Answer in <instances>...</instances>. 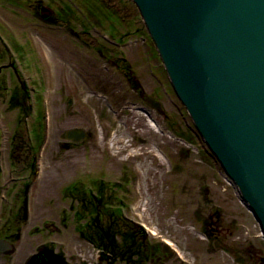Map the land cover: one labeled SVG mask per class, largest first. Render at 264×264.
<instances>
[{
  "label": "rangeland",
  "instance_id": "1",
  "mask_svg": "<svg viewBox=\"0 0 264 264\" xmlns=\"http://www.w3.org/2000/svg\"><path fill=\"white\" fill-rule=\"evenodd\" d=\"M104 4L0 0V240L12 243L0 264L43 248L65 264H125L78 234L91 235L95 210L78 200L92 192L145 235L142 264H264L260 228L170 91L137 8Z\"/></svg>",
  "mask_w": 264,
  "mask_h": 264
},
{
  "label": "water",
  "instance_id": "2",
  "mask_svg": "<svg viewBox=\"0 0 264 264\" xmlns=\"http://www.w3.org/2000/svg\"><path fill=\"white\" fill-rule=\"evenodd\" d=\"M132 1L170 91L240 191L264 240V0ZM84 135L71 131L67 138Z\"/></svg>",
  "mask_w": 264,
  "mask_h": 264
},
{
  "label": "trees",
  "instance_id": "3",
  "mask_svg": "<svg viewBox=\"0 0 264 264\" xmlns=\"http://www.w3.org/2000/svg\"><path fill=\"white\" fill-rule=\"evenodd\" d=\"M101 2L98 0L97 3L100 4ZM106 213V216L104 215V225L98 221L99 216L96 214V218L92 220L94 222L93 234L87 237L84 232H81V236L96 245L103 256L102 259H106V261L116 259V257L129 261L134 256L139 261H145L144 257L140 255V248H136L133 243L135 239H138L140 247H142L144 237L142 235L137 236V232L133 234L135 230L132 231V228L127 223L121 222L120 218H116L114 213L111 215L108 210H106ZM118 239L120 240L119 244Z\"/></svg>",
  "mask_w": 264,
  "mask_h": 264
},
{
  "label": "bare ground",
  "instance_id": "4",
  "mask_svg": "<svg viewBox=\"0 0 264 264\" xmlns=\"http://www.w3.org/2000/svg\"><path fill=\"white\" fill-rule=\"evenodd\" d=\"M92 1H95V2H98V0H92ZM99 1H102L100 4L101 5H99V6H102L103 7V15H104V0H99ZM131 2H132V4L136 7V5L133 3V1L132 0H130ZM107 6V5H106ZM137 8V7H136ZM137 10H138V8H137ZM138 12H139V10H138ZM66 13H67V11H66ZM114 13V12H113ZM139 14H140V12H139ZM140 17H141V20H142V16H141V14H140ZM45 20L50 24V25H52V20H53V17L51 16V15H48V16H45ZM142 22H143V20H142ZM143 25H144V23H143ZM144 27H145V25H144ZM145 30L147 31V33H148V36H149V38L151 39V37H150V35H149V32H148V30L146 29V27H145ZM81 40L84 42V43H86V39L85 38H82L81 37ZM151 41H152V43H153V46H154V49H155V53L158 55V53H157V50H156V47H155V44H154V42H153V40L151 39ZM121 45H123V44H121ZM103 50H99V49H96V48H94V49H92V52H94V54H92V55H96V56H99V59L102 57V52ZM58 54V53H57ZM93 56V57H94ZM159 57V56H158ZM137 85V84H136ZM136 88V87H135ZM144 95V94H143ZM147 99H148V101H147V105L152 109V110H156V104H153V102H151V100H149L150 99V97L149 96H146V95H144ZM149 97V98H148ZM157 103V102H156ZM181 103V102H180ZM150 104V105H149ZM151 104H153V106L151 105ZM157 106H160V104L159 103H157ZM183 106V105H182ZM184 107V106H183ZM185 108V107H184ZM186 110V109H185ZM187 112V111H186ZM187 114H188V112H187ZM188 116H189V114H188ZM190 117V116H189ZM190 120H191V122H192V126H193V128L195 129V131L197 132V128H196V126H195V124H194V121L191 119V117H190ZM76 132V131H75ZM80 133V132H79ZM85 133V132H84ZM198 133V132H197ZM78 134V133H77ZM198 135H199V137L201 138V141L203 142V145H204V149H205V152H206V154L209 156V155H211L214 159H215V161L217 162L216 164H217V166L219 167L218 169H219V171L222 173V175L224 176V179L226 180V182L231 186V187H234V191H235V195L237 196V198H238V200H239V202L240 203H242V205L247 209V207L245 206V204L242 202V195H241V193H240V191L236 188V185L234 184V182L230 179V177L225 173V171H224V169L222 168V166H221V164L217 161V158H216V156L214 155V153H213V151L208 147V145L205 143V141L203 140V138L200 136V134L198 133ZM88 136V134L86 133L85 135H84V137H87ZM85 139V138H84ZM84 139H81V140H84ZM75 142V141H74ZM112 155V158L114 157H116V155H117V153L115 154V153H111ZM160 158H162V155L161 154H159L158 155ZM113 158V159H114ZM112 161H115V160H112ZM90 199H88V205L90 206V209L91 210H95V214H97L98 216H102V215H105V214H102V213H104V212H102V207H103V205H104V202H103V199L102 198H98L96 195H93V196H91V197H89ZM26 202V201H25ZM25 202H24V205H25ZM110 204V203H109ZM121 206V205H120ZM118 209V208H117ZM248 210V209H247ZM85 212L87 211V210H84ZM249 212H250V214L252 215V217L254 218V220H255V222L257 223V224H259L258 223V221L255 219V217L253 216V214L251 213V211L250 210H248ZM109 212V214H113L114 213V215L116 216V218H120L121 217V212L120 211H118V210H111V212H110V210L108 211ZM81 213V212H80ZM83 214V213H82ZM82 216V215H81ZM106 216V215H105ZM98 221L100 222V223H102L103 225H104V220H101V219H99L98 218ZM92 223H90V225H89V229H91L92 228ZM259 226V225H258ZM137 232V233H136ZM261 232V231H260ZM136 233V235L137 236H140V235H142V233H140L139 231H133V234H135ZM212 231L211 230H205L204 232H203V236L204 237H206L207 239H209V237H211L212 236ZM142 237H144L145 238V235L143 234L142 235ZM261 237H262V239H263V234H262V232H261ZM143 238V244L144 245H142V247H140V243L138 242L139 240H136L135 239V241L133 242L134 243V246L136 247V248H140L139 249V252H140V255H142L143 257H144V260H150V256L152 255L151 253H149V254H147V251L145 250V245H146V238L144 239ZM2 245V246H1ZM1 247L2 248H4V247H7V246H9V247H11L12 246V243L10 244V242L9 241H7V240H2L1 241ZM11 245V246H10ZM93 245V244H92ZM94 246V248L95 249H97L98 251H99V249L96 247V245H93ZM46 250H48L47 248H46ZM49 252H51V254H49L50 256L53 254V252L51 251V250H48ZM41 254V252H37L36 253V255H38V257L40 258V259H42V260H44L45 258H42V256L40 255ZM57 254V253H56ZM55 255V254H54ZM100 257L102 258L103 256L100 254ZM132 258H136L137 260H134V261H132L131 259ZM121 258H119V257H116V259H109V260H107L109 263L112 261V262H116L117 260L119 261ZM106 260V259H105ZM39 262V261H38ZM142 261H139L138 260V258L136 257V256H134V257H131L130 259H129V261H127L126 259L125 260H123V262L122 263H125V264H140ZM144 263V262H143ZM25 264H38V263H35V262H33L32 260H30V258H28L26 261H25ZM42 264H45V262H42ZM49 264V263H48ZM142 264V263H141Z\"/></svg>",
  "mask_w": 264,
  "mask_h": 264
},
{
  "label": "flooded vegetation",
  "instance_id": "5",
  "mask_svg": "<svg viewBox=\"0 0 264 264\" xmlns=\"http://www.w3.org/2000/svg\"><path fill=\"white\" fill-rule=\"evenodd\" d=\"M103 55V54H102ZM104 56V55H103Z\"/></svg>",
  "mask_w": 264,
  "mask_h": 264
}]
</instances>
